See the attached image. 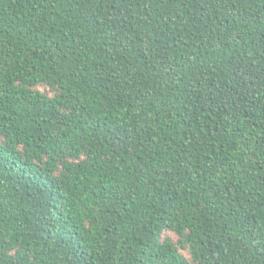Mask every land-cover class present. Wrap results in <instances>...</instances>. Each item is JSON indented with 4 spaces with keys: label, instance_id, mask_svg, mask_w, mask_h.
<instances>
[{
    "label": "trees",
    "instance_id": "16d2710c",
    "mask_svg": "<svg viewBox=\"0 0 264 264\" xmlns=\"http://www.w3.org/2000/svg\"><path fill=\"white\" fill-rule=\"evenodd\" d=\"M0 264H264V0H0Z\"/></svg>",
    "mask_w": 264,
    "mask_h": 264
},
{
    "label": "rangeland",
    "instance_id": "374dc122",
    "mask_svg": "<svg viewBox=\"0 0 264 264\" xmlns=\"http://www.w3.org/2000/svg\"><path fill=\"white\" fill-rule=\"evenodd\" d=\"M169 237H170V239L172 240V241H176V237L174 236V235H172V234H167Z\"/></svg>",
    "mask_w": 264,
    "mask_h": 264
}]
</instances>
